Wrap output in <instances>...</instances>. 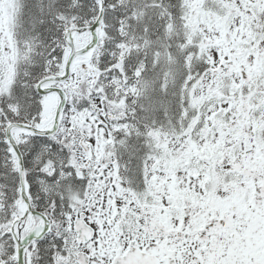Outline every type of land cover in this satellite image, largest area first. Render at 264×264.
Wrapping results in <instances>:
<instances>
[{"label": "snow or ice", "instance_id": "obj_1", "mask_svg": "<svg viewBox=\"0 0 264 264\" xmlns=\"http://www.w3.org/2000/svg\"><path fill=\"white\" fill-rule=\"evenodd\" d=\"M0 264H264V0H0Z\"/></svg>", "mask_w": 264, "mask_h": 264}]
</instances>
